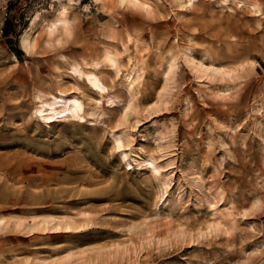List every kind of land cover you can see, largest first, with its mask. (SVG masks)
Wrapping results in <instances>:
<instances>
[{"label":"rangeland","instance_id":"1","mask_svg":"<svg viewBox=\"0 0 264 264\" xmlns=\"http://www.w3.org/2000/svg\"><path fill=\"white\" fill-rule=\"evenodd\" d=\"M0 264H264V0H0Z\"/></svg>","mask_w":264,"mask_h":264},{"label":"bare ground","instance_id":"2","mask_svg":"<svg viewBox=\"0 0 264 264\" xmlns=\"http://www.w3.org/2000/svg\"><path fill=\"white\" fill-rule=\"evenodd\" d=\"M89 82L91 83V85H92V87H93V90L94 91H96V92H100V93H102V89L103 88H101L99 85H98V83L95 81V79L94 78H90L89 79ZM61 103H62V101H56L55 103H53V104H50L49 106L51 107V109L49 108V110H51L52 112L51 113H49V114H60V113H62V112H65V111H68L67 113H65V114H70V113H72V114H78L79 113V111L81 110V107L79 106V104L78 103H76V102H74V103H72L71 105L70 104H66V105H61ZM112 104V103H111ZM61 109V108H65V110L64 111H62V112H59V113H57V110L56 109ZM67 109V110H66ZM48 114V113H47ZM46 115V114H45Z\"/></svg>","mask_w":264,"mask_h":264}]
</instances>
